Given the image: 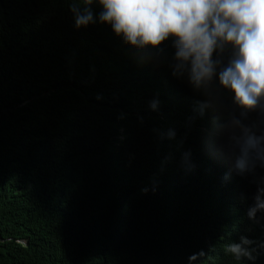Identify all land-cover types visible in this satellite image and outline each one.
Here are the masks:
<instances>
[{
    "label": "trees",
    "instance_id": "16d2710c",
    "mask_svg": "<svg viewBox=\"0 0 264 264\" xmlns=\"http://www.w3.org/2000/svg\"><path fill=\"white\" fill-rule=\"evenodd\" d=\"M74 5L0 0V264H264V213L247 215L264 166L239 171L233 138L235 119L264 135V112L217 79L229 120L199 146L172 41L125 43L99 0L77 27ZM241 236L255 260L226 252Z\"/></svg>",
    "mask_w": 264,
    "mask_h": 264
},
{
    "label": "clouds",
    "instance_id": "9594fccd",
    "mask_svg": "<svg viewBox=\"0 0 264 264\" xmlns=\"http://www.w3.org/2000/svg\"><path fill=\"white\" fill-rule=\"evenodd\" d=\"M83 0L82 11L73 6L77 27L95 23L91 5ZM99 21L111 25L117 36L139 49H158L171 40L174 48L173 75L188 78L198 102L195 108V133L198 145L207 146L208 127L218 138L229 120V109L206 91L219 85L227 98L246 117L264 112V0H99ZM226 49L231 50L227 60ZM233 135L238 155L236 168L244 172L250 164L264 166V135H257L240 119ZM121 139V138H120ZM212 144V143H211ZM255 204L247 215L256 220L264 213V189H259ZM256 241L241 236L226 245L236 259L255 260ZM264 247V245H261Z\"/></svg>",
    "mask_w": 264,
    "mask_h": 264
}]
</instances>
